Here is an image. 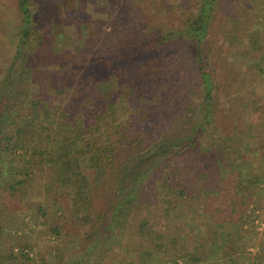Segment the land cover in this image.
<instances>
[{"label": "trees", "instance_id": "1", "mask_svg": "<svg viewBox=\"0 0 264 264\" xmlns=\"http://www.w3.org/2000/svg\"><path fill=\"white\" fill-rule=\"evenodd\" d=\"M31 1L17 0L20 23L16 49L0 76V228L19 210L21 198L28 197L31 181L45 178L48 191L43 202L30 203L31 217L48 221L50 235L56 238L82 224V254H92L100 247L104 254L100 250L96 254L103 261L111 251V246L104 244L116 242L120 232L125 234L124 223L131 219L141 241L160 240L157 228H162L160 223L168 208L177 205L172 201L165 207L162 197L173 200V196L185 197L188 193L189 198H201L200 189L222 194L224 190L234 192V187L236 193L241 188L252 193V188L261 183L253 164L257 162L259 169H264L260 156L264 149L254 150L257 143L249 137L243 151L239 150L242 144L228 141L224 126L236 114L244 115L245 109L254 112L260 123L264 105L258 103L262 98L257 71L262 74L263 68L260 64L235 68L224 59L225 53L216 43L217 37L221 38L217 28L224 16L223 0H180L176 8L180 10L176 14L178 28L165 33L153 31L145 38L130 37L124 33L130 23L124 21L118 28L101 31L103 42L94 57L100 63V72L89 76L84 70L81 76L87 81L73 85L85 88L81 98L89 91L102 93L104 100L94 102L98 109L93 111L72 98L75 91L63 80L70 76L72 67L42 64L51 54H40V46L34 49L38 37ZM116 40L118 48L110 51ZM131 40L137 42L136 47H130ZM169 40L184 45L170 51V63L162 68L164 80L131 79L144 72L141 61L159 56ZM252 45L257 46L254 39ZM232 49L236 51L237 47ZM39 66L48 69L43 86L32 82V73ZM107 69L117 83L119 80L118 87L110 91L99 88L104 81L99 77ZM126 78L128 81L123 82ZM139 90H146V94L137 93ZM119 109L128 112V117L120 115ZM244 161L249 164L245 172L240 168ZM226 164L231 170L223 173ZM159 175L168 184L166 191L160 190ZM231 196L221 198L223 209L204 211L194 224L189 221L193 217L176 215L165 226L164 241L160 242L168 244L174 239L196 245L195 250L178 258L205 264L206 250L225 236L221 230L232 219ZM56 203L64 205V215L59 218ZM237 203L242 207L237 209L235 220L242 222L249 204L243 198ZM204 207H209L206 202ZM15 236L19 237L15 245L20 248L15 251L13 246L10 255L21 262L31 261L34 249L29 234L17 227ZM80 259L70 264L99 261L82 255Z\"/></svg>", "mask_w": 264, "mask_h": 264}, {"label": "rangeland", "instance_id": "2", "mask_svg": "<svg viewBox=\"0 0 264 264\" xmlns=\"http://www.w3.org/2000/svg\"><path fill=\"white\" fill-rule=\"evenodd\" d=\"M179 3L180 0H32L30 8L35 18L36 36L38 37L34 49L40 46L41 49L38 50L40 54L42 51H48L51 54L49 61H43L42 64L51 63L55 67L58 65L72 67L70 76L63 79L66 85L72 86L71 89L75 91H73L72 98L79 99L88 111L97 110L98 105H95L94 102L104 100L102 93H98L97 90L89 91L87 94L85 93L84 98H81L85 88H81L78 84L87 81L85 76H81L84 70L88 71L89 76H97V73L100 72L98 67L100 63H96L94 57L103 42L101 31H107L111 26L118 28V23L124 21L130 23V28L124 30V33H128L130 37L137 35L145 38V34L153 31L165 33L178 28L176 14L179 9L176 11V8ZM221 8L224 16L219 19L217 28L221 38L217 37L219 41L216 43L220 46V51L225 53L224 59H227L231 67L236 68L243 64L249 66L260 64L262 66L263 73L257 71L261 78L259 81L261 85L258 89L262 98L258 103L264 105V0H223ZM19 23L20 14L17 0H0V76L15 53ZM83 24H86L85 28L82 27ZM254 36L255 38H252ZM253 39L257 46L252 45ZM135 43L137 42L131 40L132 46L130 47H136ZM114 44L116 47L111 46L110 51L113 48H118L117 40ZM183 45L184 42L178 44L174 40L167 41L165 49L162 48L159 51V56L152 55L150 60L141 61L144 72L132 76L131 79L142 78L147 82L157 80L158 83H161L164 80L162 68L169 65L172 57L170 51H175ZM235 47H237L236 51L232 49ZM113 55L115 54L112 53ZM41 61L39 60V62ZM135 66L138 68L140 65L136 63ZM106 71L107 73L99 77L104 80L99 88L106 91L116 89L119 80L117 83V78L111 76L109 69ZM47 73L48 69L45 66L36 67L32 73V82L43 86ZM80 78L82 81H79ZM86 78L89 77L86 76ZM60 79L62 80V78ZM118 79L121 80V77ZM125 80L128 81L126 78L123 82ZM75 83L78 84L73 86ZM137 93L145 95L146 90H139ZM95 95L100 97V100H98L99 98L95 100ZM119 112L120 115L125 114V117H128V112L124 113L123 109H119ZM131 113L133 117H136L133 111ZM261 118L259 123L257 115L248 109L244 110V115L236 114L233 120L224 126L228 132V141H239L242 146L241 149L240 146L237 148L243 151V147L250 137L257 143V148H253L254 150L264 149V115ZM136 119L138 120V118ZM260 156L264 158V150L261 151ZM227 165L222 169L223 173L231 170ZM248 165V162L244 161L240 164L241 170L243 172L249 170ZM253 165L254 170L258 169L257 172L261 175V183L252 188V193H246L245 190H242L243 188L236 193L237 190L234 187V192L224 190L222 194L217 190L203 192L200 189L201 198L196 196L189 198L188 193L185 197L175 194L176 196L171 197L173 200L162 197L161 200L165 207L168 208L172 201L177 205L173 209L168 208L167 215L160 223L162 228H157L158 232L156 233H161L160 240L154 243H150L148 239L141 241L136 236L135 223L131 219L129 223H124L123 228H126L127 231L125 234L120 232L115 238L116 242L111 241L104 244V246H111V251L105 260L103 258V261H100V256L96 254L100 247L95 249L92 254H82L81 251L85 247L82 224L78 228L75 227L74 232L56 238L50 235L48 221L46 222L43 217H31L28 209L30 203L43 202L45 191H48V188L44 186L45 178L35 179L31 181L28 197L21 198L19 210H15L11 214L12 216L6 219L4 227L0 228V264H70V262L81 261V255L87 260H99L97 264H192L178 256L186 251L195 250L198 246L192 244L189 246L185 241L177 242L174 239H171L172 241L168 244H163L160 241H164L162 233L166 230L165 226L170 224L169 222L176 215L181 217L187 215L190 219L193 217L194 222L193 220L189 221L194 224L197 217L201 216L204 211L210 213V211L223 209L221 198H230L231 195L232 219L226 223L227 227L221 230L225 232V236L223 235L213 248L208 249V252L206 250L205 264H264V169L260 170V165L257 162ZM262 166H264V162ZM158 180L161 184L160 190L166 191L168 184L163 183L164 176L159 175ZM235 182L234 184H237V179ZM207 197L212 200H207ZM242 198L246 199L249 204L248 215L243 217L242 222H237L235 213L237 214V209L242 207L241 205L239 207L237 202H240ZM204 202L209 207H204ZM55 210H57V218L64 215L62 203H56ZM252 211L253 213H251ZM0 217H2L1 213ZM10 220L18 224L13 225L9 222ZM12 227L13 231H11ZM17 227L18 229L25 228L29 234L34 249L31 252V261L21 262L10 255L13 246L15 251L20 248L15 245L17 239L19 241V237L15 236ZM230 240L233 242H229Z\"/></svg>", "mask_w": 264, "mask_h": 264}]
</instances>
